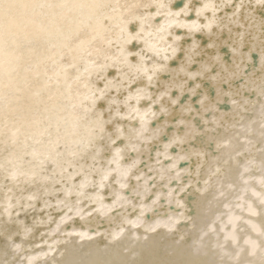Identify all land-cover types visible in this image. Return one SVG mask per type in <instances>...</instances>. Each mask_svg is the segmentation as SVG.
<instances>
[{
    "label": "bare ground",
    "instance_id": "obj_1",
    "mask_svg": "<svg viewBox=\"0 0 264 264\" xmlns=\"http://www.w3.org/2000/svg\"><path fill=\"white\" fill-rule=\"evenodd\" d=\"M0 264H264V0H0Z\"/></svg>",
    "mask_w": 264,
    "mask_h": 264
}]
</instances>
